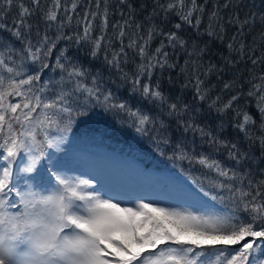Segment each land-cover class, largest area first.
I'll return each mask as SVG.
<instances>
[{
    "label": "snow or ice",
    "instance_id": "1",
    "mask_svg": "<svg viewBox=\"0 0 264 264\" xmlns=\"http://www.w3.org/2000/svg\"><path fill=\"white\" fill-rule=\"evenodd\" d=\"M237 3L214 0L209 9V0H152L146 23H138L127 0L119 5L127 4L128 13L121 11L115 22L110 0H0V32L11 37L0 39V264H264V168L240 171L248 153L198 123L192 103L166 94L159 79L152 82L157 69L179 67L183 87L195 90L193 101L206 102L221 115L233 111V127L250 145L258 144L264 158V32L247 42L255 14L241 19L229 13L225 20L223 10L234 11ZM13 9L18 11L9 25L6 17ZM161 13L165 18L174 14L182 23L165 32L152 22ZM206 13L204 31L210 38L223 43L226 25L236 29L221 67L211 57L205 66L207 47L193 44L189 50L178 34L182 24L203 34ZM157 37L160 43L152 49ZM61 42L66 46L59 47ZM73 45L89 47L91 59L103 52L107 68L131 86L129 98L106 90L102 73L70 57ZM177 49L186 54L183 65L171 59ZM130 54L134 68L125 71ZM249 62L246 94L236 92L223 101V93L240 84L243 70H238L223 82L221 94L210 98L215 85L204 84L211 74L220 79L226 68ZM135 94L148 106L133 107ZM242 95L255 98L259 124L240 107ZM94 107L122 114L139 136H151L157 149L171 144L164 133L175 121L185 134H199L209 145L227 150L235 165L176 143L171 158L199 165L214 189L210 195L201 186L202 196L188 191L179 206L144 197L134 198L135 203L123 200L114 188L59 162L45 169L43 161L62 151L77 118Z\"/></svg>",
    "mask_w": 264,
    "mask_h": 264
},
{
    "label": "trees",
    "instance_id": "2",
    "mask_svg": "<svg viewBox=\"0 0 264 264\" xmlns=\"http://www.w3.org/2000/svg\"><path fill=\"white\" fill-rule=\"evenodd\" d=\"M203 3V0H199ZM214 0H209L208 8L211 9ZM223 3V0H219ZM128 4L132 5V11L134 12V19L138 23H146L145 17L152 11V0H127ZM110 11L113 12L112 22L120 19V12L128 13L129 9L127 4L124 6L119 5V0H110ZM86 7V5L82 6ZM119 9V10H117ZM18 9L11 10L6 17V22L11 25L12 17L16 15ZM78 11L82 12V8ZM238 14L241 19L244 18L245 14H255L256 22L254 28L246 36V41L251 42L253 37L258 36L259 33L264 32V21H261L260 17L264 16V0H238L235 10L226 9L223 10L222 14L225 16V20L228 18V14ZM39 14H37L38 16ZM35 22V18L30 20ZM152 22L155 23L159 28H162L165 32L175 30L174 25L176 23H182L177 16L170 14L167 18L164 17L163 13L152 18ZM99 23V21H97ZM207 26V13L204 16V22L200 26V33H197L192 27L186 24H182L178 34L183 37L189 45V50L193 44L198 47H207L208 52L203 57L205 66L209 57L216 63L218 67L224 66L223 57L228 56V50L226 44L235 32V27L226 25L227 33L225 40L221 43L218 39L210 38L205 33ZM75 23H73V29ZM35 30V29H34ZM66 32L70 31L65 29ZM111 31V29H109ZM54 33V30H53ZM0 39L11 40L10 34L7 32H0ZM160 37H157L152 43V49L157 47L160 43ZM18 46V45H17ZM65 43L61 42L59 47H65ZM172 51V49H167ZM261 50H264V44L261 45ZM90 51L89 47L81 45L79 48L72 46L68 50V55L79 59L84 67L88 68L92 73L100 72L105 82V89L113 91L120 99H126L130 96V85L121 81L119 75L115 69H108L104 64L103 55L101 52L98 59H91L88 55ZM259 55V51L257 52ZM186 54L180 52L177 49V53L171 57L172 61L178 62L179 65H183L186 59ZM235 58V56L233 57ZM133 56H129V64L125 67V71H131L134 68L132 63ZM54 61V57H53ZM135 62L138 63V57L135 58ZM247 67H251L250 62L245 65L241 63L234 69L226 68L225 72L221 74V78H217V74H211L206 80L204 87L209 88L215 85L210 93V98H215L216 95L221 94L223 88V82L225 80H231L238 70H243L240 84L233 90L223 93V101L226 102L231 95L236 92L242 91L247 93L250 85L244 83V79L247 78L248 72ZM264 70V69H261ZM51 75L50 70L45 73V79ZM55 78L59 79V73L55 74ZM171 78L172 83H169ZM157 79L160 80L161 88L166 94L172 96L179 95L185 102L192 103L194 109V115L197 116V122L202 126H207L212 130L214 135H217L222 140H228L230 142L238 144L241 151L248 153L250 159L242 162L239 166L240 171L248 169L264 168V158L260 157L259 145H250L249 142L245 141L243 135L239 133L237 129L233 127V117L235 113L229 110L226 114H219L215 111L209 110L207 103H200L193 101L194 89L191 87L184 88V76L180 74V69L177 67L174 70L165 69L163 73L159 69L156 70L153 76L152 82L155 83ZM201 79H204L202 76ZM130 103L133 107L137 106H148L147 101H141L138 94L132 95ZM240 107L248 111L259 124L260 116L256 109V100L252 97L242 95L239 101ZM195 109H199V112H195ZM162 119H165L166 123H169L167 118L163 115ZM165 136L169 137L171 144L165 145L160 144V148H156V143L151 136L142 137L135 132V128L129 125L126 117L122 114L114 112H106L102 107L90 108L86 115L77 118L73 124L71 131L67 135L66 142L62 145V151L54 152L51 155L50 160L43 161L45 169H47L50 163L59 162L66 165L69 168L79 169V161L76 159L77 153L84 155H99L102 153H111L129 164L136 165L140 170L144 171L145 174H151L154 176V181L161 182L163 187H168L171 194L175 193V190L181 189L185 195L188 191L202 196L199 191L202 186L205 191H209L210 195L214 194V189L209 183L208 179L203 175L204 171L199 165L190 164L187 160L177 161L172 157L176 143L182 142L186 146V150L194 152L195 154H209L214 159L221 161L222 164L228 167L235 165V161L228 159L227 150L218 148L214 145H209L207 138L201 139L199 134L195 136L193 133H184L182 129H178L175 121H172L169 125L168 131L164 133ZM77 174V173H76ZM193 180L196 181L193 184ZM21 183H23L21 181ZM162 186L159 189H162ZM207 199V198H205ZM192 201L189 200L188 203ZM211 202V201H209ZM188 204L185 203V207Z\"/></svg>",
    "mask_w": 264,
    "mask_h": 264
},
{
    "label": "rangeland",
    "instance_id": "3",
    "mask_svg": "<svg viewBox=\"0 0 264 264\" xmlns=\"http://www.w3.org/2000/svg\"><path fill=\"white\" fill-rule=\"evenodd\" d=\"M76 159L79 161L77 174L86 173L90 178L98 179L101 184L114 188L116 192L121 194L123 200H130L135 203L134 198L144 197L146 202L160 201L161 206H179L175 205V197L172 199L171 195L165 192L149 189L147 181L150 176L144 178L146 184L140 185L138 182L143 176L134 168L125 166L115 155L87 156L77 153ZM121 168L124 169H122L120 175L118 172ZM176 200H179V197Z\"/></svg>",
    "mask_w": 264,
    "mask_h": 264
},
{
    "label": "bare ground",
    "instance_id": "4",
    "mask_svg": "<svg viewBox=\"0 0 264 264\" xmlns=\"http://www.w3.org/2000/svg\"><path fill=\"white\" fill-rule=\"evenodd\" d=\"M101 155H110L112 156L113 154L111 153H102V154H99L97 156H101ZM91 156H96V155H91ZM117 157V156H116ZM119 161H121L125 166H130L132 168L135 169V171H137L138 173L141 174V176H143L141 179H139V184L140 185H143L144 183L146 184L145 182V179L147 176H150V179L147 181V186L149 187V189H157L159 190L160 192H165L169 195H171V198L173 199V197H175V205H180L182 202H184L185 200V195L183 194L182 190L178 188V190H175V193L174 194H171L167 185L166 187H163L162 184L164 183L163 180H161V182H157V181H154V176H152L151 174H145L144 171L146 170H140L141 168H138V166L136 165H132V164H129L128 162L124 161L123 159L117 157ZM122 169L124 168H121L119 169V174L121 175V172H122ZM138 176V175H137ZM162 186V189H159V187ZM179 197V200H176L177 198ZM185 206V204H184Z\"/></svg>",
    "mask_w": 264,
    "mask_h": 264
}]
</instances>
